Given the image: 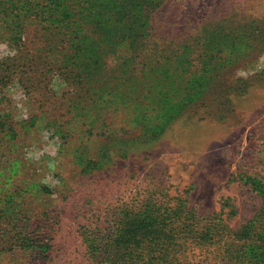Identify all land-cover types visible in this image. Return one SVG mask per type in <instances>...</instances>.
<instances>
[{
    "label": "rangeland",
    "instance_id": "obj_1",
    "mask_svg": "<svg viewBox=\"0 0 264 264\" xmlns=\"http://www.w3.org/2000/svg\"><path fill=\"white\" fill-rule=\"evenodd\" d=\"M67 2L69 69L0 0V264H264V0ZM147 209L179 230L124 236Z\"/></svg>",
    "mask_w": 264,
    "mask_h": 264
},
{
    "label": "trees",
    "instance_id": "obj_2",
    "mask_svg": "<svg viewBox=\"0 0 264 264\" xmlns=\"http://www.w3.org/2000/svg\"><path fill=\"white\" fill-rule=\"evenodd\" d=\"M76 2L80 1V0H74ZM15 0H12V3H14ZM47 3V5L44 4ZM68 4L67 0H23L22 5L20 6V12H24L25 15H27V17H34L38 20V23L40 25H43V21L50 20L53 22H57V23H61V27H60V32L58 33L57 37H58V41L56 43H60L59 45V49L61 50V53L63 55H67L68 53L74 51V62L72 60H68L70 62H68L67 64H65V66L68 67V69L70 67H76L78 66V59H77V55L76 53H81V52H85L88 51L92 48L91 44L89 43V39L84 35L86 32H84L83 30H80V33H83L79 36H74L73 34L76 32L77 29H81V26L79 25V22L76 20H73V14H70L66 19H61L58 17L59 16V12L62 15V12L64 10H66V5ZM10 7V6H9ZM71 8L76 7V5L74 3L70 4ZM48 8V12H44L46 9ZM19 10V8H18ZM49 13V14H46ZM69 11H65V14H68ZM98 14V13H97ZM99 18L97 19V22L95 24V30H100V31H106L109 30L110 32L113 31H117V26H115L114 23L111 24H106L100 17V15L98 14ZM138 18L136 21H134L135 23V27L131 28L128 26L123 25V27L119 28L120 30L118 31H122L125 32L127 31V35L128 32L133 31L136 35H139V33L141 32V30L143 29L142 24L145 25V20H143V16L142 14H137ZM74 22H77L74 23ZM142 22V24H141ZM128 23V22H127ZM72 34V35H71ZM55 36V35H53ZM67 45V46H66ZM110 46L113 48L114 46V42H112V40L110 39ZM74 49V50H73ZM113 51V50H112ZM76 52V53H75ZM69 64H71L69 66ZM80 69V68H78ZM65 76L66 80H68V76H66V74H62ZM73 79H76L77 77H79L78 75H75L73 73ZM82 77V76H80ZM75 84L78 85V82H75ZM177 104L175 103H171L169 108H163V110L165 112H167V114H165L166 116L162 117L164 120L168 121L171 120L173 115L172 112L174 111L175 107ZM179 210H174V222L176 223L178 221V223L180 225H183L184 222L183 220L180 219V214H179ZM144 214H148V222L146 221H140L137 219L136 215H133L132 217H134L133 222H128L126 224H124L121 228V230L124 232V236H127L128 234H132L133 235V241H135L136 244H138L139 242L136 240L137 235H139V233H142V237L143 238H150L155 240L156 239V235L159 234V230L156 229V226L159 224H161L159 227L162 228L164 231H170L171 234H173L174 230H179L180 226L176 224V226L172 229L169 230V227L172 225H167L164 222H159V220L156 217V212H148L147 211L144 212ZM130 217V216H129ZM127 217V218H129ZM154 220H156L157 224L154 225ZM175 223H173L175 225ZM209 223H212L211 221H209ZM213 228V224H210L208 228V232H210L209 230ZM180 233H183L182 231H180ZM212 234V233H211ZM160 235H163L162 233H160ZM159 236H157L158 238ZM93 241H95L93 239ZM130 243V242H129ZM92 245V244H91ZM93 246V245H92ZM109 257H112V253L111 251H109ZM125 264H129V263H125Z\"/></svg>",
    "mask_w": 264,
    "mask_h": 264
}]
</instances>
